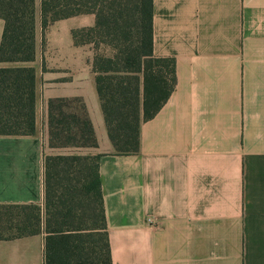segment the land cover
Here are the masks:
<instances>
[{
    "label": "crops",
    "instance_id": "crops-1",
    "mask_svg": "<svg viewBox=\"0 0 264 264\" xmlns=\"http://www.w3.org/2000/svg\"><path fill=\"white\" fill-rule=\"evenodd\" d=\"M35 57V133L0 136V204H43L48 101L80 97L92 122L112 264H264V0H153V52L175 61L174 91L116 155L91 59L73 29L42 33ZM74 21H77L74 22ZM4 21L0 18V43ZM89 59V60H88ZM45 233L0 240V264H44Z\"/></svg>",
    "mask_w": 264,
    "mask_h": 264
},
{
    "label": "trees",
    "instance_id": "trees-1",
    "mask_svg": "<svg viewBox=\"0 0 264 264\" xmlns=\"http://www.w3.org/2000/svg\"><path fill=\"white\" fill-rule=\"evenodd\" d=\"M34 1L0 0V62L34 60ZM40 13L43 32L59 20L94 16L92 27L71 31L72 40L95 49L91 69L115 154H137L142 121L162 108L176 85L174 59L153 52V0H41ZM35 101L34 68L0 67V136L33 135ZM47 116L50 148L98 147L82 98L50 99ZM99 160L44 155L43 204H0V240L43 231L44 264H112Z\"/></svg>",
    "mask_w": 264,
    "mask_h": 264
},
{
    "label": "rangeland",
    "instance_id": "rangeland-1",
    "mask_svg": "<svg viewBox=\"0 0 264 264\" xmlns=\"http://www.w3.org/2000/svg\"><path fill=\"white\" fill-rule=\"evenodd\" d=\"M77 23V21H74ZM42 33L44 34V32L42 31ZM73 42V40H72ZM74 45V43H73ZM76 46V45H74ZM77 47H84L85 48V53L88 54L89 56V59L92 57L93 59V56H94V53H95V49L93 47L92 44H86V45H79ZM102 52H107L108 50L106 48H102L101 49ZM88 59V60H89ZM91 59V61H92ZM75 107V105H74ZM73 108V107H72ZM65 110H68L67 108H65ZM74 110V108H73ZM70 111V110H68ZM59 153H62V154H84V155H87L86 153H88V148H80V147H66V148H60V149H53V148H50L48 146V140H47V144H46V153L45 155H51V154H59Z\"/></svg>",
    "mask_w": 264,
    "mask_h": 264
}]
</instances>
